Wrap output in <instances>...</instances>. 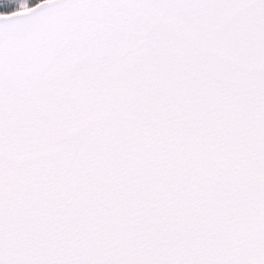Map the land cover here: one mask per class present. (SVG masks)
<instances>
[{
    "label": "snow or ice",
    "instance_id": "snow-or-ice-1",
    "mask_svg": "<svg viewBox=\"0 0 264 264\" xmlns=\"http://www.w3.org/2000/svg\"><path fill=\"white\" fill-rule=\"evenodd\" d=\"M0 264H264V0H0Z\"/></svg>",
    "mask_w": 264,
    "mask_h": 264
}]
</instances>
